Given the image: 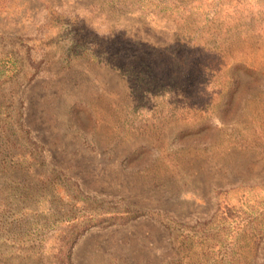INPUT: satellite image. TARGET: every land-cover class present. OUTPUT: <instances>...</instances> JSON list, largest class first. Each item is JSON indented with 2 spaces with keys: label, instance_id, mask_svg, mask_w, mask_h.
<instances>
[{
  "label": "rangeland",
  "instance_id": "374dc122",
  "mask_svg": "<svg viewBox=\"0 0 264 264\" xmlns=\"http://www.w3.org/2000/svg\"><path fill=\"white\" fill-rule=\"evenodd\" d=\"M263 188L264 0H0L9 264H163L172 220Z\"/></svg>",
  "mask_w": 264,
  "mask_h": 264
},
{
  "label": "trees",
  "instance_id": "16d2710c",
  "mask_svg": "<svg viewBox=\"0 0 264 264\" xmlns=\"http://www.w3.org/2000/svg\"><path fill=\"white\" fill-rule=\"evenodd\" d=\"M162 6L164 10H170L166 4L162 3ZM84 48L85 44L81 42L77 50ZM231 190L216 192L221 199L216 211L208 218L192 223L175 220L169 223L173 258L163 264H249L243 258V250L247 247L256 250L264 237V195L252 200L247 197L250 193H242L233 202H228L227 195ZM5 226L3 231L9 235L3 237L0 233V264L34 256L35 246H28L19 234L13 233L10 225ZM5 243L7 249L2 251ZM63 255L64 264H71L69 253Z\"/></svg>",
  "mask_w": 264,
  "mask_h": 264
},
{
  "label": "clouds",
  "instance_id": "9594fccd",
  "mask_svg": "<svg viewBox=\"0 0 264 264\" xmlns=\"http://www.w3.org/2000/svg\"><path fill=\"white\" fill-rule=\"evenodd\" d=\"M105 35H110V34H105ZM112 38V37H111Z\"/></svg>",
  "mask_w": 264,
  "mask_h": 264
}]
</instances>
